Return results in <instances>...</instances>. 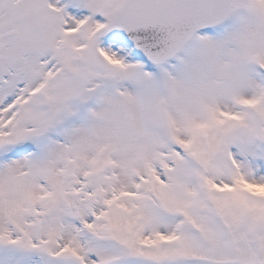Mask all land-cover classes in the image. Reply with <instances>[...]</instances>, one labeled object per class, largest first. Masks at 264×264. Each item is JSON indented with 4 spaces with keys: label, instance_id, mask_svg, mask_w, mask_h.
<instances>
[{
    "label": "snow or ice",
    "instance_id": "6c2138e0",
    "mask_svg": "<svg viewBox=\"0 0 264 264\" xmlns=\"http://www.w3.org/2000/svg\"><path fill=\"white\" fill-rule=\"evenodd\" d=\"M0 264H264V0H0Z\"/></svg>",
    "mask_w": 264,
    "mask_h": 264
}]
</instances>
